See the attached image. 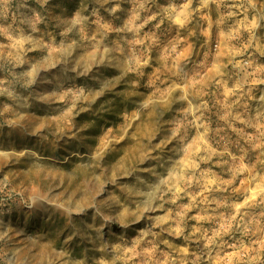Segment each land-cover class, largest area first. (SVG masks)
I'll use <instances>...</instances> for the list:
<instances>
[{"label":"rangeland","instance_id":"1","mask_svg":"<svg viewBox=\"0 0 264 264\" xmlns=\"http://www.w3.org/2000/svg\"><path fill=\"white\" fill-rule=\"evenodd\" d=\"M0 264H264V0H0Z\"/></svg>","mask_w":264,"mask_h":264}]
</instances>
